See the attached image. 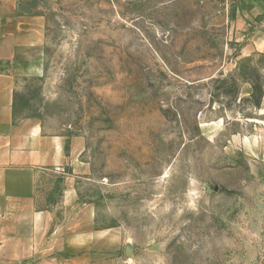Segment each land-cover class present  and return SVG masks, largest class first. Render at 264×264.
I'll return each mask as SVG.
<instances>
[{
	"label": "rangeland",
	"instance_id": "1",
	"mask_svg": "<svg viewBox=\"0 0 264 264\" xmlns=\"http://www.w3.org/2000/svg\"><path fill=\"white\" fill-rule=\"evenodd\" d=\"M20 1L45 41L14 116L79 172L30 264H264V0Z\"/></svg>",
	"mask_w": 264,
	"mask_h": 264
},
{
	"label": "crops",
	"instance_id": "2",
	"mask_svg": "<svg viewBox=\"0 0 264 264\" xmlns=\"http://www.w3.org/2000/svg\"><path fill=\"white\" fill-rule=\"evenodd\" d=\"M248 40L249 54L264 53V31ZM44 41L41 13L20 0H0V264H30L63 221L53 207L55 188L47 183L67 185L79 173L63 135H47L37 121L14 116L17 84L40 74ZM72 191L66 188L64 196Z\"/></svg>",
	"mask_w": 264,
	"mask_h": 264
}]
</instances>
